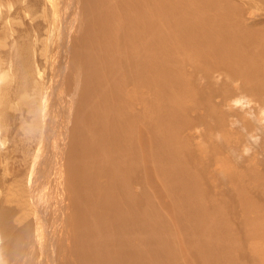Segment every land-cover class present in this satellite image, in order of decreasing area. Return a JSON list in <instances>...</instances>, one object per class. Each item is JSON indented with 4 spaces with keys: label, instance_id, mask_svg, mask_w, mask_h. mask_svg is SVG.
<instances>
[{
    "label": "bare ground",
    "instance_id": "6f19581e",
    "mask_svg": "<svg viewBox=\"0 0 264 264\" xmlns=\"http://www.w3.org/2000/svg\"><path fill=\"white\" fill-rule=\"evenodd\" d=\"M47 1L52 6H50L51 9H54L55 14L53 23L50 24L51 27H54L53 38L51 37V49H54L51 54L53 56L46 58L49 64L47 89L41 93L43 82L39 81L37 59L33 66L29 60L23 63L22 61L14 63L16 67L12 69L15 74L10 72L11 68L2 70L0 67V82H2L1 87L3 82L12 86L13 79H15L16 102H18L19 108H26L27 115L34 116L35 121H33L31 131L36 132L37 129L40 131L38 139L42 137L41 143L40 145V141L37 143L35 150L38 151L33 153L35 161L33 166L31 165V169L29 168L26 189L27 193L32 195L40 189V196L36 194L34 198L41 197L44 201L48 200V197L54 199V208L57 210L51 211L57 217L54 215L53 226L50 230L53 232L52 236L60 227L59 232L65 235L67 244L69 242L72 244L69 237L74 228L76 242L72 247L79 251L78 254H75L82 264H90V262L92 264H175L176 258L173 257L176 255L174 253L179 254L181 259L180 263L177 262L178 264H183V262L185 264H247V260L242 262L241 254L244 258L249 257L252 260L251 264H264V203L253 200L251 191L235 190L238 192L236 202H239L244 209L243 217L248 215L250 218L245 222L247 225L245 230L242 226L244 234L246 232L248 247V249H244V242H242L244 234L242 236L241 230L235 229L236 240L232 239V228L235 225H226V222H229V215H227L225 205L220 201V196L207 195L209 196L208 201L211 203L203 202L206 194L201 195L198 191H201V185H205L201 184L203 182L198 174L194 173L192 176L191 173L184 172V174L183 171L177 169L178 166H170L171 159L169 157L163 156L169 152L173 160L178 157L181 144H179V140L183 139L184 132L187 134L186 131L198 129L201 124H205L206 120V127L214 128L211 121L216 116L220 118L218 123L221 129L219 128V130H222L224 134V131H228L230 127L224 119V117L229 118L228 115L234 117L233 114L238 115L239 110H245V114L251 119L253 114L259 118L254 108H259V112L264 115V0H84L82 7L84 16L82 14L80 16V13L76 12L78 0ZM246 1L255 3L252 5ZM247 4H250L249 7ZM255 12L259 13V20L254 19ZM250 17L254 21L252 18L250 20ZM77 18H80L78 24ZM7 27V30L10 31L12 26L10 24ZM3 43L6 44L2 38L0 44L5 46ZM69 43H73L77 47L74 52L69 50ZM15 44V47L20 49V43L16 42ZM32 52L36 58V51ZM13 54L7 53L8 62L13 59ZM32 57L30 59H33ZM31 61L33 62V60ZM65 69L67 74L64 77ZM82 76L86 77L85 81L81 80ZM62 77L65 80L64 86ZM202 79L207 80V83L204 82L207 84L204 87L209 93L212 92L210 96H213L212 94L215 97L221 96L223 103L216 101L215 103L212 98L204 99L207 101L203 103V107L201 106L204 112L199 111L202 113V120H199L200 123H195L197 120L192 118L191 113L195 112L197 106L194 105L195 102L193 105L190 102L201 98L199 91H205L202 87ZM218 85H222L221 88L224 89L219 90ZM63 88L65 91L63 90L61 93ZM225 88L238 89V94H228L226 97V94L224 95ZM256 88L259 91H256ZM64 92L67 97L65 104L67 113L63 110L66 108H62L64 106L62 103L65 100ZM1 94L4 92L2 91ZM78 95L83 97L80 96L82 100L80 97L77 99ZM76 99L78 100L76 104L81 102L83 107H80L82 110L77 108V110H81L80 114L74 111L77 112V115L79 114L78 117L86 116L85 120L87 118L91 123L89 130L86 129L87 127L79 129L77 121L73 119L75 121L74 128L77 126L78 131L82 132H78L79 135L71 132L72 138H70L71 134H69V138L74 139V143L79 146L80 139L84 141L86 139L83 137H87L89 141L85 146L93 147L84 153L82 148H79L81 153L77 156L78 159L72 157L75 154L72 151L71 158V153H67L69 156L67 158H70V161L68 159L66 163L70 162L69 165L71 164L70 170L68 169L71 176L67 177L75 179H71V183H76L75 181L78 180V190L74 186L70 188L69 184L70 187L67 186L63 176L58 175L61 168L63 169V164L62 162V165L59 164L60 159L57 157L63 153L58 154L57 152L58 162L54 160L51 168L54 170L52 172L56 174H52L53 176L48 174L49 178L55 181L53 183L57 185V189L54 190L52 187L51 192L44 193L45 190L42 192L41 188H38L39 182L44 176V168H40L38 157L39 155V158L42 157V150H47L53 141L54 138L51 140V137H60L58 142L61 141V138L65 139V133L70 130H67L70 127H68L69 122L66 125V121L67 118H70L71 113L73 115L71 117L75 116L72 107ZM215 99L217 100V98ZM251 103L255 104L254 108ZM139 104L142 106L139 107L140 110H138ZM56 105L61 109L59 110ZM77 105L76 107H78ZM259 112L257 114H260ZM261 114L260 116L263 117ZM241 117H243L242 114ZM146 118L150 121L147 125L148 130L143 126V121L145 122ZM83 120L82 122L85 123L86 121ZM213 121L216 122V120ZM78 123L80 122L78 121ZM65 125L66 132L63 129ZM74 135L78 141L75 140ZM144 136L148 139L145 140ZM69 138L68 140H70ZM192 138L194 139L195 136L192 135ZM86 143L82 142L81 144ZM164 145H166L165 148ZM69 146L74 151V147H72L74 144H69ZM54 147L50 150H55ZM127 148H135V150H127ZM111 151H117V153L110 156ZM85 152L93 153L94 163V169L92 168L94 173L87 170V179L84 178L86 166L87 164L89 166L92 160L90 163H86L89 158L86 159ZM217 155H219V157L216 156L218 161L214 165H216L218 173L222 174L224 170L226 173L228 170L232 171L230 161L233 160L230 159L231 157L229 158L223 153ZM77 161L80 165L76 163ZM168 164L169 166L166 167ZM39 169L43 170V176L37 175ZM244 169L249 168L245 166ZM40 170L39 173L42 175ZM30 171L32 172L30 173ZM234 171V173L225 175L230 176L233 181H238L240 178L239 169H234ZM114 172L121 176H117ZM132 172L133 178L131 177ZM67 174L69 175V172ZM77 174L78 179L76 180ZM142 174L149 178L150 185L154 188L156 197H152L157 200V212L154 216L157 215L163 220L160 213L164 212L165 207L169 204L172 207L181 206L180 210H182L185 219L179 217L175 222L169 217L166 221L174 223L176 233L179 234L181 231L182 234L188 235L189 240H181L182 242H178V245L175 244L176 248L172 246V240L168 234L165 233V236H162L153 232L151 235L145 231L146 228L153 229L152 225L155 220L149 213H146L147 207L144 203L140 206V212L145 214L140 218L137 214H133L137 209L134 207L137 199L144 197L145 194L144 189L141 188L140 193L136 194L138 198L134 203L135 181H138ZM261 175L264 177V173L261 172ZM263 177L256 175L255 180L248 187H255L257 184L255 189H260L263 192L264 200ZM68 181L70 182V180ZM212 185H215L213 181ZM193 187L199 189L196 190V196L192 193L194 192ZM72 191L78 194L76 199L74 196L72 197L76 200L78 209L71 212L69 193ZM125 192L129 193L128 196ZM96 193H101L103 198L102 214L96 211ZM182 194L189 196L190 200L185 202L188 197L185 200L180 199ZM163 198L165 200H162ZM38 200L41 201L40 198ZM143 200L148 206V199ZM40 205L38 207L35 201L34 207L31 208L32 214L35 215L32 220L34 227H32L36 234L34 245H37L35 246L37 249L42 239H51L49 242H52L53 238L50 237L48 231L44 230L47 221L44 214L46 210L39 211ZM78 210H80L79 213ZM76 216L78 219H75ZM107 216L110 219L106 223ZM189 218H193L191 227L184 225L188 224ZM47 223L49 222L47 221ZM24 227L25 230H28L29 224H25ZM133 228L136 230L138 228V231L135 232ZM206 230L210 237L209 244L203 240ZM87 233H89L88 236ZM178 234L175 235L176 238ZM86 239H88L87 243ZM135 243L137 244L135 245ZM70 246L66 252L62 250L63 253L60 256L67 258L65 256L67 251L68 255L73 254L70 251ZM153 248L154 255L150 257L148 251L152 253ZM40 249L44 250V248ZM44 252H38L36 261L38 260L39 264H52L49 259L44 261V257H46ZM52 254H49V258L53 262ZM85 254L87 255L86 260Z\"/></svg>",
    "mask_w": 264,
    "mask_h": 264
},
{
    "label": "rangeland",
    "instance_id": "374dc122",
    "mask_svg": "<svg viewBox=\"0 0 264 264\" xmlns=\"http://www.w3.org/2000/svg\"><path fill=\"white\" fill-rule=\"evenodd\" d=\"M7 2H8V4H7ZM246 2L251 3L252 5L255 3L253 1H250V2L246 1ZM83 4H84V0H78L76 12L78 14L80 13V16H81V14L83 16L85 15L84 8L82 9ZM249 5H248V7H249ZM3 6L4 7L6 6V8L4 9ZM50 6L51 5H49L47 0H0V35H1L0 39L3 38V40L6 43V44L3 43L5 46H2L0 44V67L2 70L9 69V68L12 69L13 67L14 68L16 67V65L14 63H17L19 61H22V63H23L24 61H27V60H29L31 63V66H33L35 59H37L36 62L38 64L37 65V68H38L37 72L39 74V81L43 82L42 88H41V93L47 89L48 82H49V64L47 63L46 58H47V56L52 58L51 57V56H53L52 51L54 50V49L53 50L51 49L52 48L51 47L52 38H53L52 35L54 32L53 31L54 27H51L50 24L53 23V20L55 18V14H54V9H51L52 6L51 7ZM258 15H259V13H257V12L254 13V16H255L254 19L255 20L260 19V15L259 16ZM36 18H38L39 21L36 20ZM251 18L252 17H250V20H251ZM254 19L252 18V21H254ZM48 21H49V24H48ZM79 21H80V18H77V24L79 23ZM7 24L8 25L11 24V26H12L10 31L7 30V28H8ZM16 42L20 43V49L19 48L17 49V47H15ZM11 44H13V45H11ZM68 47H69V50H72V52H74L76 50L75 49L76 46L73 43H69ZM33 50L36 51V55H37L36 58L34 57V54L32 52ZM11 51H13V52H11ZM8 52H10L12 54L14 53L12 55L13 59L11 60V62H10V60H9V62L7 61V53ZM16 56H17V58H16ZM31 56H33L32 57L33 59H30ZM31 60H33V62ZM68 60H69V58H68ZM13 69L10 72L12 74H15V71ZM65 72H66V69L64 71V77L67 74ZM82 78H81V80L85 81L84 78H86V77L82 76ZM62 80H63V86H64L65 80L63 79V77H62ZM83 81H82V85H83ZM206 81H207L206 79H204V80L202 79V82H201L203 84L202 87L205 90V91H199V93H200L199 97H201V98H198L196 101L190 102V104L192 103V105L194 102L195 103L197 102L196 104L194 103V105L197 106V109L194 110L195 112L191 113L192 118L195 121L197 120L196 122L194 121L195 123H198V122L200 123V121L202 120V117H201L202 113L201 112H204V110L202 109V107L204 106L203 103H206L207 102L206 100H209L208 98H212L214 100V102L216 101L218 103H220V102L223 103L221 96L215 97L214 94H212L213 96H210L212 92L209 93V91H207L206 88L204 87L207 85ZM204 82H206V83H204ZM1 84H2V82H0V264H33V262H34V264H39L38 260L36 261L35 258L37 257L38 252H42V251L44 252L45 249L46 250L44 252V256H46V257H44V261L49 259V261H51L52 264H54V263L55 264H63V263L64 264H82V263H80L79 259L76 256V254H78L79 251H77L75 249V247H72V246H75V242H76L74 228H73V231L71 230L72 233L69 237V241L71 240V243H72V244H70V242H69V244L71 246L69 244H67L65 235L59 232L60 227H58L59 230H56L57 231L56 232L57 237H56V234L54 236H52L53 232L50 230L52 229L51 226H53V222H54L53 221L54 215H55L54 212L57 210L56 208H54L55 207V202L53 201L54 199H51L48 197V200H50L49 202H48V200L44 201L41 197H39L41 201L38 200L39 199L38 197H35V198H37V199H35L34 196L36 194H37V196H40V189H38V191H35L34 195H32L31 193H29V194L27 193V189H26L27 188V184H26L27 183V181H26L27 175L29 173V170L31 169V165L33 166V164H34L33 162L35 161V159H33V158H35L33 153L38 151V150L37 151L35 150L36 149L35 147L42 137H40L38 139V136L40 134V131L38 129L36 132L31 131L32 127H33V121H35L34 116H32L31 114L27 115L26 110H25L26 108H24V107L19 108V105L17 104L18 102H16L15 93H14L16 90L15 79H13L12 86H10L9 84L7 85L3 82V85L1 87ZM252 85H254V84H252ZM226 86H227V84H226ZM218 87H219L218 88L219 90L224 89V88H221L222 85H218ZM64 88L62 89L61 93L63 92ZM2 91L4 92V94H1ZM256 91H259V89H257ZM225 92L226 93H224V95L226 94V97H228V94L237 95L238 89L225 88ZM65 96H66V93L64 92L63 97L65 100H64V103H62V106L64 105L62 108H66L63 110L65 113H67V111H66L67 107L65 106L67 97H65ZM80 96L79 95H78V97L76 96L77 99ZM81 97H80V99H81ZM215 98H217V100ZM77 99L75 100L74 105L72 107L73 108L72 110H73L75 116L77 115L76 114L77 112L80 114V112L82 110L80 107H83L80 104L81 102L78 105L76 104L78 101ZM204 99H206V100H204ZM9 101H11V102H9ZM14 102H15V104H14ZM76 105L78 107H76ZM56 106L58 107V105H56ZM235 106H237V105H235ZM251 106H252V108H254L253 106H255V104L251 103ZM139 107L140 108L142 107L141 104H139L138 110H140ZM223 107H225V106H223ZM77 108H79L81 110L78 109L79 110L78 111ZM58 109H59V107H58ZM74 110L77 112H75ZM222 110H223V108H222ZM199 111H201V112H199ZM247 111L249 112L248 109H247ZM254 111L256 112L257 117H259V118H256L255 114H253L254 116L252 117V119L254 120V118H255L254 121L247 114H245L246 113L245 110H243V111L239 110L238 115L233 114L234 117L229 116V115H228L229 118L224 117L225 121H227L226 123L230 126L228 131H224V134H223L222 130H219L220 127H219L218 121L220 120V118H218L216 116V118L213 119V120H216V122L213 120L211 121L212 126H214V128H209L208 126L206 127V122H207V120H206L205 124L204 123L201 124V126L198 129H196L194 131H190V132L186 131L187 134H185V132H184L183 139L179 140V144L181 143L180 147H179L180 154L178 157L174 158V160L176 162L172 159L169 152L166 155H163L165 158L169 157L171 159V162H170L171 164L169 163L170 166L171 165L172 166L173 165L178 166L177 169L179 171H181V172L183 171V173L185 172L186 174L191 173L190 174L191 176L194 175V173L198 174V176L200 177V179L203 182L201 184H203L205 186L201 185V191L199 189H197L196 187H193L194 192H192V191L191 192L194 195L197 194L196 190H199L198 192H200L201 195L203 193H205L206 195H205L203 202H205V201L209 202L208 198L211 195H216L217 197H218V195L220 196V198H221L220 201L225 205V209H227V211H226L227 215H229V218H230V219L228 218L229 222H226V225L227 226L235 225L233 228L230 227V228H232V239H234V240H236V230L235 229L242 231V226H243L244 227L243 229L245 230V227L247 226V225H245L246 224L245 222L250 220L248 215H245V218L243 217V210L244 209H242V206L239 204V202H236V200L238 198V196H237L238 192L235 190L245 189L246 191L247 190L251 191L252 195H253V200L264 203L263 195H262L263 192L260 189L259 190L255 189L257 184L255 185V187L254 186L248 187L255 180L256 175L263 177V175H261V172L264 173V121H263L264 115L259 112V108L258 109L254 108ZM257 112H259L263 117H261L260 114H257ZM241 114L243 117H241ZM71 115H72V113H71ZM71 115H70L71 119L67 118L69 120V121L68 120L66 121L67 124L65 123V120H64L65 118L62 119L66 125H68V122H69L68 127H70V128L67 129V130L70 129L69 131L65 130L66 125L63 127L64 131L65 132L67 131L65 133V137H64L67 140H65V139L63 140L61 138V141L59 140L60 142H58V139L60 137H58V138L56 136L51 137V140L54 138L53 139L54 143L52 144L53 141H51V144L47 147V150L42 148L43 149L41 152L42 157L39 158L40 155L38 157V164H40V168H42V169L44 168L43 169L44 170V176H43V170L41 171L39 169L40 172L42 173V175L39 173V170L37 173L38 176H43V178L41 180L43 182H41V181L39 182L41 186L38 185V188H41L42 192H44V190H45L44 193L51 192L52 187L54 188V190L57 189V185L54 184L55 181H53L52 178H49L50 175L53 176L54 174H56V173H53L54 170H52L51 168L53 166L52 162H54V160H56V162H58L56 159L57 152H58V154L63 153V154H60V157L57 154L58 155L57 158L60 159L59 164H61V162L63 164V165L61 164L63 166V169L61 168L60 173L58 175L63 176V180L65 181L67 186L70 185L71 186V187L69 186L70 188H73V186H74V188L76 190H78L77 189V187L79 185V184L77 185L78 174H77V178H76L77 181H75L76 183H71L72 180H75V179L67 177V176H71L70 171H68V169L70 170L69 167L71 164L69 165L70 162L66 163V161H68V159L70 161L71 155L73 153H75V154H73L74 156H72V157H75L76 159H78L77 156H79V153H81V150L84 153V151L89 150V148L93 147V146H91L88 148L85 146V145H87L86 142L89 141V138H87V137H83L84 139H86L84 141H82V139H80L81 143L84 142L86 144H81L79 142L80 143L79 146H78V144L76 145L74 143V139H70V138H72L71 132L72 133L75 132V135H76V133H77V135H79L78 132H82L81 130L78 131V129L76 128L77 126L74 128L73 123L75 121H77L79 129L82 127H84V128L87 127L86 129L89 130L90 123H91V122L90 123L88 122L87 118L85 120L86 116H84V117L81 116L82 117L81 118V117H78V115L76 117L75 116L71 117ZM243 118H244V121H243ZM73 119H75V121H73ZM81 119L82 120L84 119L86 122L85 123L82 122ZM256 119H257V121H256ZM146 120H147V122H146ZM78 121L80 123H78ZM89 121H90V119H89ZM149 122L150 121L147 118L145 119V122L143 121V123H144L143 126H144V128L146 127L145 129H147V130H148L147 125ZM214 122H215L216 126H215ZM209 124H211V123H209ZM234 125H236V126H234ZM239 125H240V127H239ZM72 126H73V128H71ZM204 126H205V128H204ZM239 129H240V131H239ZM201 130H202V132H201ZM195 131H196V133H195ZM203 132H204V134H201ZM190 133L193 136H195L194 139L192 138V135ZM233 133H235L236 135H234ZM66 134L67 135L71 134V137H70V135L67 136ZM196 134H197V136H196ZM229 134H230V136H229ZM75 135L73 137H75V140L78 141V138ZM188 135H189V138H188ZM184 137H186V138H184ZM198 137H201V138H198ZM208 137H210V138H208ZM68 138L70 140H68ZM144 138H145V140L148 139L146 136H144ZM211 140H212V142H211ZM182 141L183 142L185 141V142L183 143ZM190 141H192L193 143ZM209 142H211L212 144ZM40 143H41V141L39 142V145H40ZM57 144L58 145L60 144V146H58ZM69 144L70 145L74 144V146H72V147H74V151H73V148H71V146H69ZM184 144H186V145H184ZM52 145H53V147L57 146V147H54L55 150L53 149V151H55L56 153L55 152L53 153V151L50 150ZM165 146L166 145H164V148H165ZM69 147H70V149H69ZM79 148L80 149L82 148V149L80 150ZM182 148H184V149H182ZM56 149H58L59 151L61 150V151L60 152L58 150L56 151ZM127 150H135V148H127ZM127 150H126V152H127ZM67 153H71L70 158H67V157H69ZM113 153H117V151H111L110 156ZM216 153L217 154L223 153L224 155L226 154L225 156H228L229 158L231 157L230 159H232L233 161H230V167H232L233 170L232 171L228 170L227 173H234L235 172L234 169L236 170L238 168L239 169L238 175L240 177L238 181L235 180L236 181L235 182L230 178V176H226L225 174H227V173L224 169H223L224 171L222 174L218 173L217 167H216V165H214L218 161L217 157H219V155H217ZM85 154L87 155L86 159L89 158V160H87L86 163H90V161L93 159V153L92 152H85ZM61 155H62V159H61ZM88 155H90L91 157ZM107 156H108V154H107ZM214 156L215 157L217 156V157L215 158ZM44 158L46 159L45 161L43 160ZM65 158H66V160H65ZM180 158H183V159L181 160ZM47 159H49V160L47 161ZM80 159H82V158H80ZM185 160H186V162H185ZM46 161L48 163V164L46 163L47 166L45 164ZM181 161H183V162H181ZM91 162L92 163H90L89 166H88V164L86 166V170H85V174H84L85 179L88 178L87 170H89L92 174L94 173V170H92V168L94 169L93 160ZM76 163H78V161ZM182 163L183 164L185 163V164L183 165ZM232 163H233V165H232ZM169 164L166 165V167H168ZM157 165L160 166L159 164H157ZM245 166H247L249 169H247V170L244 169ZM47 167H48V169H47ZM182 167L184 168V170ZM185 167H186L187 171L185 170ZM207 167H210V168L207 169ZM177 169H175V170H177ZM50 170H51V172H50ZM67 171L69 172V175L67 174L68 173ZM209 171H210V173H209ZM31 172L32 171H30V173ZM133 172H134V170H133ZM133 172H132V176H131L132 178H133ZM214 172H216V173H214ZM48 174H50V175H48ZM115 174L117 176H121V174L120 175H118L117 173H115ZM210 175H211V177H210ZM177 177H174V178H177ZM85 179H83V180L85 181ZM68 180H70V182ZM212 181L215 184L214 186L212 185ZM46 183H47V186H46ZM169 183H171L173 186H175V184H173L172 182H169ZM49 184H50V186H49ZM83 184L85 185V183H83ZM135 184H136V187H135L136 191L133 193V195L135 197V199L133 200L134 203H135L136 199L138 198V197H136V194L140 193L141 188L144 189L145 194H144V197H139L137 199V202L134 206L137 209L133 212V214L134 215L137 214L139 218L141 216H143L145 213L140 212V206L143 205V203H144L147 207L146 213H149V215H151L152 219L155 220L153 222L154 225L150 224V225H152L153 229L148 230V228H146L145 231H147V233H149L151 235L153 234V232H157V233L161 234L162 236H165V233L168 234V237L170 236V239L172 240V246L174 248H176L175 244L178 245L177 244L178 242H182L181 240H183V241L189 240L188 235L185 234L184 232H183L184 234H182V232L179 231L180 235L178 233H176V231L174 230L176 227H174L173 222H170V221L166 222L169 217L171 219H173L175 222L177 221V219L179 217H182V219H185L182 215L183 214L182 210H180L181 206L172 207V205L169 204V206L165 207L164 212L160 213V216L163 217V220H162L157 215L154 216V214L157 212L156 211V201L157 200L155 198H153L154 196L156 197V195L154 193L153 186L150 185L149 178L142 174L140 179L138 181H135ZM44 185H45V187H44ZM48 189H50V190H48ZM46 191H48V192H46ZM95 191H96V188H95ZM124 191H126V190H124ZM64 193H66V192L64 191ZM125 194H127L126 196H128L129 193L125 192ZM77 195L78 194L76 192L74 193L73 191L69 193V197H71V206H70V209H72L71 212L73 210L78 209V208H76V200H74V198L75 199L77 198L76 197ZM183 195H184V197H183ZM207 195H209V196H207ZM73 196H74V198H72ZM95 196H96V211L98 213L102 214L101 212H102V207H103V204H102L103 198L101 196V193H96ZM187 197H188V199L185 201V202H187L190 200V198H189V196H186V194L180 195L179 198L182 200H185V198H187ZM143 199H148V201L147 200L146 201L149 203L148 206H150L151 209L148 208L147 203ZM150 200H151V202H150ZM154 200H155V203H154ZM162 200H165V199L163 198ZM35 201H36L38 207H39V204H41L40 205L41 209H39V211L43 212V209L46 210V211H44V214H45V218L47 219V221L49 223H47V221H46L44 230L48 231L51 238L52 237L54 238V239L52 238V242H49L51 239L50 240L42 239L41 240L42 242L40 244H38V249L35 248V246H37V245H34L36 234H35V231L33 230L34 223L32 220H34L35 215H33L31 212V208L34 207ZM43 203H45V204H43ZM209 203H211V202H209ZM180 204H183V203L180 202ZM51 207H52V209H51ZM231 208H232V210H231ZM1 209H2V211H1ZM51 210L54 212H52ZM171 210L173 211L172 213H171ZM138 211H139V213H138ZM79 212H80V210H78V213ZM57 214H58V211H57ZM139 214H141V215H139ZM234 215L237 216L236 219H235L236 216L233 217ZM55 216L57 217V215H55ZM58 217H60V216H58ZM79 217H80V214H79ZM75 219H78V217L76 216ZM109 219H110V217L107 216L106 217V223L109 221ZM192 220H193V218H189L188 224L186 223L184 225L191 227V221ZM30 221H31V223H33V225H31ZM60 221H62L61 218H60ZM25 224H29L28 230L24 229ZM163 229L164 230L167 229V230L164 231ZM133 230H135V232H137L138 228H137V230H136V228H133ZM208 230L205 231L204 236H203V240L207 244H209V242H210ZM176 234H178L177 238L175 236ZM243 234H244V232L242 231V236H243ZM88 235H89V233H87V236ZM173 236H174V238H173ZM158 237H159V239H161L160 236H158ZM184 238H187V239H184ZM32 241H33V243H32ZM44 241H46V242H44ZM87 241H88V239H86V243H87ZM242 242H244L243 243L244 249H248L247 244H246L247 243L246 242V232L244 234ZM162 243H163V240H162ZM136 244L137 243H135V245ZM164 244H163V247H164ZM56 246L58 247V249ZM69 246H70V251L73 252V254L68 255V251H67V255H65V256H67V258L66 257L64 258V256L63 257L60 256V255H62V253L64 251L66 252V250L68 249ZM40 248H44V250H42ZM50 250H53V251L51 252ZM62 250H63V252H62ZM153 252H154V248L152 249V253L150 251H148V256L153 257V255H154ZM51 253H53L52 254L53 255V262L49 258V256H50L49 254H51ZM174 255H176V257L175 256L173 257V258H176L174 260L175 264L180 263L179 260H181V259L178 256L179 254L174 253ZM55 256L56 257L58 256V257L56 258ZM86 256L87 255L85 254L84 255L85 260H86ZM240 258L243 259L242 262H246V260H247V264L252 263V260L249 257L244 258L242 256V254L240 255ZM162 263H164V262H162ZM90 264H92V262H90ZM164 264H166V263H164ZM183 264H185V262H183Z\"/></svg>",
    "mask_w": 264,
    "mask_h": 264
}]
</instances>
